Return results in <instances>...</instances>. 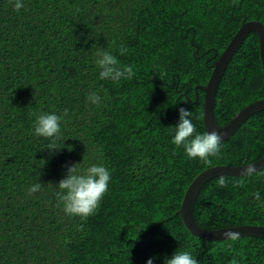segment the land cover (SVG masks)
<instances>
[{"label":"trees","instance_id":"1","mask_svg":"<svg viewBox=\"0 0 264 264\" xmlns=\"http://www.w3.org/2000/svg\"><path fill=\"white\" fill-rule=\"evenodd\" d=\"M22 3L17 12L14 0H0V264H147L150 258L164 264L177 251L190 252L199 264H264V237L205 239L179 212L206 168L264 156V110L223 140L208 165L172 143L181 107L192 111L196 133L207 132L205 92L198 89V98L196 87L207 84L246 20L264 23V0ZM99 51L132 66L134 77L101 80ZM91 93L100 96L99 105L88 100ZM261 98L264 69L251 32L221 79L215 117L224 125ZM45 113L62 117L54 150L35 135ZM78 163L81 174L91 165L111 174L87 220L66 214L57 195L68 167ZM223 176L226 187L217 186L216 176L201 189L195 220L209 229L264 225V168ZM35 184L40 190L29 195Z\"/></svg>","mask_w":264,"mask_h":264},{"label":"clouds","instance_id":"2","mask_svg":"<svg viewBox=\"0 0 264 264\" xmlns=\"http://www.w3.org/2000/svg\"><path fill=\"white\" fill-rule=\"evenodd\" d=\"M239 0H233L234 4H238ZM23 7L22 0H14V9L18 12ZM127 48L121 47L120 54L124 55ZM96 64L100 69L99 78L101 80L109 79L114 83H119L122 79L131 80L134 75V69L130 65H122L119 60L107 51H99L96 54ZM88 100L96 105L100 103V96L91 93ZM64 115H67L65 110ZM193 113L181 107L179 109V123L175 126V135L172 143L179 148L183 146L187 156L190 159L199 158L204 164L211 163L209 157H218L221 153V145L223 134L216 130L205 132L203 134L196 133V127L192 122ZM62 117L56 114H41L38 116L35 124V135L43 137L51 141L49 150L55 149V140L60 138L61 128L60 121ZM195 134L194 139L193 134ZM78 164L71 165L67 169V175L59 182L58 201L63 204V211L69 216H79L82 220L95 214L100 207V203L108 191V184L111 174L106 167L100 165H91L86 172L81 174L78 171ZM257 172L255 165H249L244 169V174L251 176ZM217 186L224 188L227 186L224 176L218 177ZM242 186V185H237ZM41 188L40 184L32 185L28 188V194L33 195ZM255 200L260 199V193H253ZM79 230L83 231V225L79 226ZM227 239L237 240L240 238L238 233L229 231L225 233ZM150 258L147 264H153ZM164 264H199L188 251H177L172 258H165ZM233 264H237L233 260Z\"/></svg>","mask_w":264,"mask_h":264},{"label":"water","instance_id":"3","mask_svg":"<svg viewBox=\"0 0 264 264\" xmlns=\"http://www.w3.org/2000/svg\"><path fill=\"white\" fill-rule=\"evenodd\" d=\"M255 32L258 35L260 54L264 69V23L260 20H246L235 36L232 38L228 46L225 48L219 59L213 64V72L207 84L197 85V94L199 98V90L205 92L204 99V124L207 132L216 130L223 134V140L230 138L239 127L254 113L264 110V98L258 99L241 109L236 115L230 119L226 124L221 125L215 117V99L221 79L226 71L228 64L233 56L238 51L249 33ZM187 95V93H186ZM190 100V97L187 95ZM249 165H255L257 171L264 168V156L255 162L240 165L222 164L214 165L206 168L200 172L191 182L187 188L180 214L182 216L185 226L195 235L210 239L223 240L227 239L226 232L232 231L238 233L240 236L255 235L264 237V225L257 224H242L237 226H228L218 229H209L199 224L194 218V206L198 195L203 186L212 178L216 176H244V169Z\"/></svg>","mask_w":264,"mask_h":264}]
</instances>
